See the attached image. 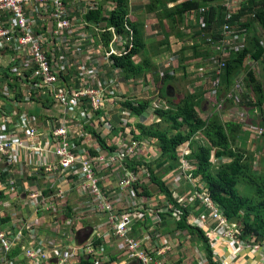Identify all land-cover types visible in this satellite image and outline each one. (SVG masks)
<instances>
[{"label":"built area","instance_id":"built-area-1","mask_svg":"<svg viewBox=\"0 0 264 264\" xmlns=\"http://www.w3.org/2000/svg\"><path fill=\"white\" fill-rule=\"evenodd\" d=\"M214 2L223 8V22L218 31L222 37L219 44L223 47L216 49L211 61L201 69L210 72L206 96L214 101L213 106L218 111L225 66L221 54L237 51L246 43L245 34L236 32L239 24L245 23L244 17L240 21L232 20L243 0L205 3L183 14L182 21H190L200 31ZM67 4L66 0H0V68L21 75L19 87L24 89L27 98L24 104L15 102L17 94L6 84L0 87V192L10 198L9 204L0 200V264H79L80 258L84 264H107L110 247L106 243L109 242L116 253L124 254L136 264H172L170 255L177 252L176 256L189 257L188 251L194 264H209L199 241L191 246L188 233L177 230L168 233L167 228L161 226L167 219L177 220L178 208L161 201V208L157 210L151 200L136 199L133 186L141 179L139 169L143 166L133 170L126 167L125 159L142 155L148 159L150 156L144 153L146 145L125 141L117 130L112 139L115 149L105 150L88 131L89 126L94 125L104 138L113 129L110 118L99 115L94 120V116L105 104L119 101L120 82L116 72L110 70L109 59L115 51H106L102 46L95 48L93 40L89 39L91 34L82 31L85 24L79 15H73ZM44 27L50 32L49 36L39 32ZM191 33L190 28L186 30L187 35ZM258 40L264 49V37L259 36ZM60 45L65 49L56 51L54 46ZM70 48L73 55L81 48H85L86 53L77 54L81 58L73 57L69 61L64 52H69ZM253 63L257 62L245 60L244 67H251ZM73 65L76 68L71 74L69 70ZM160 67L170 69L171 74L175 68L169 59L161 62ZM104 69L110 70L108 76L103 73ZM65 74L70 75L62 83L60 77ZM238 79L240 77L233 81L230 89L236 101L239 97L236 93L244 90L235 92L242 87ZM32 98L54 103L51 108H58L56 114L38 128L31 127L25 119ZM122 123L125 125V120ZM251 128L255 131H248L254 132V137L264 136V130L257 125ZM182 164L186 163L181 159ZM113 174L117 177L116 185L108 188ZM187 178L193 180L190 176ZM176 188L175 185L171 190L177 204L199 210L192 225L208 236L215 264H232L245 256L256 258L254 264H264V242L260 243L255 236L243 235V225L227 220L203 187L190 194H177ZM21 193L26 196L24 205ZM143 203L151 208L148 213L141 211ZM195 203L201 206L195 207ZM120 205L124 211L118 213ZM17 210L21 221L15 215ZM89 215H96L99 220L78 239L70 233V227L72 224L77 227L79 221ZM94 236L101 244L94 246ZM16 250L18 263L8 257Z\"/></svg>","mask_w":264,"mask_h":264},{"label":"trees","instance_id":"trees-1","mask_svg":"<svg viewBox=\"0 0 264 264\" xmlns=\"http://www.w3.org/2000/svg\"><path fill=\"white\" fill-rule=\"evenodd\" d=\"M66 1L68 3L67 7L75 16L76 7L69 4L70 0ZM71 1L74 2V0ZM147 1L141 10L154 19L155 29H160L162 40L159 45L163 46L164 51L167 52L166 57H168L169 53L168 38L170 36H173L177 41H181L183 37L187 36L190 38L191 46L189 48L188 46H183L180 48L179 54L173 57V60H177L175 62L176 65L174 64L176 68H174L173 72L177 71L182 77H185L188 69L187 63L191 59H198L206 67V64L211 61V54L216 53V49L221 50L223 47L219 44L222 37L218 33L219 30L217 31L223 21V8L218 7V2L212 3L210 12L205 16V27L197 32L192 25L190 30L195 29L194 32L189 35H183L180 28L183 13L196 10L205 3L211 5L210 2L214 0ZM82 2L83 5L85 4V11L79 15V18L85 24L82 31L91 34L89 39L93 40L95 48L102 46L104 50L106 49L112 38V32L109 30L111 28L114 29L116 34L124 37V42L117 45L119 47L118 51L112 53L109 58L111 60V68L117 70L121 75L119 82L120 84L122 83L123 88L127 86L126 82L131 79L137 80L138 83L144 84L145 87L150 86V83L147 82H150V78L152 79L151 81H155L161 86L174 79L170 69H161V63L156 66L151 62L150 56H148L144 19L138 18L134 22L130 21V0H83ZM168 4L172 5L168 6ZM242 17H244L245 23H240L236 32L246 34L247 44L237 51L232 50L224 56L221 54L220 59L225 62L221 74V89L223 93L230 90L235 78L245 69L246 59L252 62L264 61V49L258 40L259 36L264 37V0H243L239 11L233 15L232 20L240 21ZM39 32L47 36L50 34L46 27L40 28ZM193 33L198 37L200 36L201 40L196 41L195 37H191ZM130 37L132 40H129ZM54 47L56 51L65 49L63 45ZM206 47L210 50L213 49L212 53L207 51ZM96 50L98 51L99 49ZM186 51H191V59L185 53ZM85 53V48H81L74 55L71 48L69 52H64L69 61H72L73 57L81 58L76 55H84ZM109 74L110 70L107 71V75ZM67 77L61 76V82L65 83ZM20 79V74L0 68V87L6 84L13 94H17L15 102L24 104L27 98L24 96V89L19 87ZM244 81L249 88L247 87V92L243 91L241 93L239 104L246 108L247 111H249L247 108H254L258 115L264 116L262 109L264 91L260 80L252 72H247L245 73ZM170 86L171 84H168V87ZM166 88L163 90V87H161L158 95L159 100L162 102L160 104H164V109L151 108L150 102L147 101H138L132 104L129 100L118 98L119 101H124V103L112 102V112H124L137 120L135 128L132 126V121L123 126L121 117L118 118L116 124L110 117L113 129L109 135L104 138L100 137L93 128L94 125L92 127L89 126L90 129L88 131L103 149L111 151L115 149L112 139L118 133L117 130L124 137L126 129L131 127L133 128L129 133L131 141L141 142L149 140L150 144L154 146L155 154H150V157L146 160L143 158L144 155L137 159H125V165L133 170H138L139 167L143 166L146 173L144 175H148L150 179L149 185H145L142 179H139L137 184L133 186L136 191V199L139 200V197H144L147 200H151V202L156 199L155 207L157 210L161 208V201L178 208L180 214L177 220L167 219L161 223V226L163 228L166 227L168 233L176 230L188 233L191 240L199 241L208 263L215 264L211 259L208 236L205 235L203 230L192 225L198 209L192 213L190 212L192 208L189 209V206L181 207V205L177 204L172 198L174 192L168 186L167 181L163 180L167 173L179 166L178 148L188 145L190 152L185 156V159L192 164L190 170L192 177L198 176L196 185L205 188L210 199L218 205L227 220L243 225V235L255 236L256 239L260 240V243L264 242V172L254 170L251 166L252 164H250L254 157L250 154L245 157L243 150L236 145L237 138L239 139L242 131L241 124L239 125L234 121H224L217 108L213 104L210 106L209 101L204 99L209 90L208 86L205 89H198V92L193 89L178 100L168 98L165 95ZM249 93L253 97H248ZM53 105L54 103L38 102L32 98V104L27 108L25 119L29 121L31 127H40L46 120L50 119L48 115ZM107 106L108 103L105 104L103 110L96 113L94 120L98 119L97 116L99 115H105L104 111ZM11 107L16 108V105ZM204 109L205 112L203 111ZM19 110L21 111L22 108H19ZM149 110H151L153 121L150 124L149 122H144L146 120L144 118L145 113H148ZM199 112H204L207 117L201 118V113ZM33 118L35 119L34 122L32 121ZM99 123L101 125V122ZM262 123L264 124V117L262 118ZM212 157L218 159V161L213 162L211 160ZM223 158H229L230 160L225 161ZM261 161L264 163V157L261 158ZM182 181L186 182V180ZM182 181L179 184L180 187L183 184ZM173 185H176L175 182ZM190 186L192 187V185ZM196 206L197 203H195ZM150 210L151 208L145 204L143 209H141L143 213H148ZM121 211H124V207L120 205L117 212ZM160 214L161 216L166 215V213ZM67 217L69 218L70 216L67 215ZM138 225L136 224V226ZM73 229L74 226L72 224L70 233L75 235ZM93 241L94 246L101 244L100 239L95 236ZM188 242L192 243L190 240ZM17 253H19L17 250L13 251L8 257L15 259L17 262ZM84 263L80 258L79 264ZM130 264L136 263L131 262Z\"/></svg>","mask_w":264,"mask_h":264},{"label":"rangeland","instance_id":"rangeland-1","mask_svg":"<svg viewBox=\"0 0 264 264\" xmlns=\"http://www.w3.org/2000/svg\"><path fill=\"white\" fill-rule=\"evenodd\" d=\"M244 1H246V0H244ZM144 2L147 3L148 1L147 0H134L135 6H134V3L131 4V15L133 17L144 19L145 32H146V36H147V49L149 51L148 56H150L151 62L154 65L158 66V64H160L161 62H164L168 58L170 61L171 60L173 61V64L176 65L175 62L177 60L176 59L173 60V57H175L179 54L180 48H182L183 46H188V48L191 46L190 38L187 36V38L183 37V39H181V41H177L173 36H170V38H168V40H169V53H168V57H166L167 52L164 51L163 46L159 45V42L162 40V33L160 32V29H155V27H154L155 21H152L151 20L152 18L150 15H146L142 10L139 9V7H140L139 5H143ZM171 5L172 4H169L168 6H171ZM77 9H78V6L75 8V12H79ZM190 11H192V10H190ZM190 11H188V12H190ZM188 12H186V13H188ZM186 13H183V14H186ZM192 24L193 23H191L188 20L182 21L180 24V28L182 30L181 33L183 35H187L186 30H188L192 26ZM194 28L196 29L197 32H199L197 26H194ZM195 29H193L192 32H194ZM215 33H217V32H215ZM191 37H195L194 39L196 41L201 40V37L196 36V34H194V33L192 34ZM244 37H246V34L244 35ZM246 40H247V38H246ZM185 53H187V55H189L190 59H191V55H192L191 51H186ZM96 57L99 58L98 54ZM197 60L191 59L190 61H188V63H187L188 69H187V73H186L185 77H182L179 72L174 71L172 73V77L174 79L162 84V86L159 83H155V81H151L152 79L150 78L149 79L150 82L147 81L148 83H150L149 87H147V86L145 87L144 84H142V86H143L142 88H141V86H139V88H137V89L136 88H134L133 90L131 89L133 91L135 100L142 101V102H146V101L150 102L151 108H162V109H164L165 108L164 104H160L162 102L159 100V97H158L159 89L161 87H163V90H164L166 87L168 88V84H172V87H171L172 93H169V95L172 94V99H176V100L181 99L183 96L188 94V92L193 90V89L195 90V92H198L199 91L198 89H201V88L205 89V87L207 86L208 81H209L208 77L210 76V72L208 70L204 71L205 68L201 69L204 67V64L201 63L199 60L198 61ZM175 65H174V67L176 68ZM154 72L155 71L153 69V73ZM245 73H247V72H245ZM245 73L241 74L242 78L238 79V80H241L242 87L240 89H238V91L236 90L235 92H239L242 89H244L243 91L247 92L248 86H246V83L244 81ZM259 75L257 77H259ZM148 77H150V76H148ZM199 84H200V86H199ZM203 84H204V86H203ZM127 86L132 87L133 86L132 81H131V83L127 82ZM263 91H264V86H263ZM236 94L239 95L237 101L234 99L230 90H228V92H225V93L222 92V89L220 90V94H219V98H218L219 103L217 104L218 109H219L218 110L219 114L223 115L225 113L226 116H228L229 120L235 121V122H238L239 124H241L242 129L245 131L246 130L255 131L254 129L251 128V126H254V125L249 124V121H250L249 119H251L253 116H255L254 120L259 123V124H256L257 127H259V129L264 130V124L262 123V118L264 116L258 115L256 109H254V108H247L249 111H247L246 108H243L242 105L239 104V101L241 99V97H240L241 93L240 94L236 93ZM263 94H264V92H263ZM228 97H232V98L229 99ZM248 97L251 98V97H253V95L251 93H249ZM206 98L210 102V106H212L214 101L209 100L208 96L205 95L204 99H206ZM157 103H158V105H157ZM219 104H220V108H219ZM205 107H206V105H205ZM262 109H263V114H264V105H263ZM199 113H203V112H199ZM251 113H253V114H251ZM114 114H116V113H114ZM151 115H152L151 110L148 111V114L145 113V116H144V118H146V120L144 121L145 123L149 122V124H150L151 122H153ZM203 117L205 118V116H202V118ZM112 119H114V117ZM132 122H133L132 126L134 127L137 124V120L132 119ZM131 129H133V128H131ZM250 134H252V136L255 135L254 132H250ZM249 139H252L251 135L249 136ZM261 139H262V141L260 143L261 144L260 150L257 149L258 146L254 142V140H253V142H248L247 138H246V144L244 145V148L240 147V149L243 150V154L245 157L248 154H250L254 157L253 158L254 160L250 163V164H252L251 166L254 170L264 172V163H262V161H261V158L264 157V146H263L264 145V136L261 137ZM249 141H251V140H249ZM236 145H238L237 142H236ZM149 147H151V145ZM253 147H255V149ZM178 150H179V153L177 155L178 157L186 156L190 152L188 145L182 146V147L178 148ZM146 152L147 151H144V153H146ZM182 160L186 164H182L179 168H177L173 171L171 170L169 173H167L163 177V180H166L168 186L172 189L174 188V185H173L174 181L178 180L183 175H185L187 177L191 176L192 172H189L188 170L192 167V164H190L188 161H186V159H182ZM211 160L213 162L218 161V159H215L213 157L211 158ZM223 160L229 161L230 159L229 158H223ZM180 161H181V159H180ZM139 171H140L139 178L142 179V181L144 182L145 185H149L150 184L149 176L144 175L146 173L145 172L142 173L141 168L139 169ZM176 176H178V177L175 179ZM115 178H117L115 174H113V176L110 177L112 185H115ZM197 178H198V176L194 178V181ZM155 202H157L156 199L153 200V203H155ZM194 202H196V201H194ZM200 206H201V204L199 203L197 205V207H200ZM96 222H97L96 218L89 219V224H95ZM156 225L158 226V224H156ZM195 227H197V226L195 225ZM191 241H192L191 246H193V242H198L197 240L196 241L191 240ZM191 250L192 249H190V251ZM180 253H181V251H180ZM188 253H189V258L179 259V260H177L176 263H172V264H183V263L193 264L191 262L193 259V256L189 251H188ZM175 254L176 253H174V255ZM186 259H188V260L185 262ZM178 261H181V263ZM232 264H237V261H234V263H232Z\"/></svg>","mask_w":264,"mask_h":264},{"label":"crops","instance_id":"crops-1","mask_svg":"<svg viewBox=\"0 0 264 264\" xmlns=\"http://www.w3.org/2000/svg\"><path fill=\"white\" fill-rule=\"evenodd\" d=\"M83 0H74V2L73 1H71L70 0V2H69V4L70 5H76V6H78V11L79 12H76V14L75 15H80V13H82V12H84L85 11V4L83 5V2H82ZM134 3V0H130V5L131 4H133ZM146 3L144 2L143 3V5H145ZM110 5V4H109ZM143 5H139L140 7H139V9L141 10V8H142V6ZM169 5V4H168ZM134 6H135V3H134ZM143 11V10H142ZM129 19H130V21L131 22H134V21H136L138 18L137 17H133L131 14L129 15ZM152 21H154V19H151ZM223 22V21H222ZM221 25H222V23H221ZM50 29H51V27H50ZM110 30V32H112V38H111V40H110V42H109V44H108V46L106 47V49L105 50H107V51H109V50H113V51H115V53L118 51V49H119V47H117V45H118V43L120 44L121 42H124V37L123 36H120V35H118V34H116L115 33V31H114V29L113 28H111V29H109ZM219 30V28L217 29V31ZM155 32V31H154ZM170 38V37H169ZM187 38V37H186ZM183 39V38H182ZM247 41V40H246ZM247 44V42L245 43V45ZM244 45V46H245ZM206 49H207V51H211V53H212V51H213V49H209L208 47H206ZM77 53V52H76ZM212 55V54H211ZM210 55V56H211ZM247 60V59H246ZM264 61H262V62H257V63H255V65H254V63H253V65L251 66V67H245V69L244 70H242V72L235 78V79H237L238 77H240V78H242L241 77V74H243V73H245V72H252V74L254 75V76H256V78L258 79V80H260V82H261V87L263 88V86H264V63H263ZM75 68H76V66L75 65H73L72 67H71V70H69L70 72L69 73H72V72H74V70H75ZM249 68H250V70H249ZM103 69V68H102ZM111 71H114V72H116V77H117V81H119L120 80V78H121V75H120V73L117 71V70H113V69H110ZM206 70V69H205ZM107 71L108 70H103V73L106 75V76H108L107 75ZM260 74V75H259ZM259 75V77H257ZM64 77H67L68 75L67 74H65V75H63ZM131 81H132V84H133V86L132 87H129V86H126L125 88H123V86H122V83L121 84H119V86H120V88H119V92H118V97L120 98V99H125V100H129V102H132V104L133 103H135V102H138L137 100H135V97H134V94H133V89L134 88H139V86H141V88H142V84L141 83H138V81L137 80H134V79H131V80H128L127 82L129 83H131ZM126 82V83H127ZM172 87V84H171V86H170V88ZM132 89V90H131ZM172 89V88H171ZM126 91H127V94H126ZM128 92H130V93H128ZM118 104L119 103H124V101H116ZM116 102H114V103H116ZM111 105H112V101L111 102H109L108 103V106L105 108V111H104V114H105V116H107L108 118H110V117H114V119H112L113 120V122L116 124V122H117V120H118V118L119 117H121V119L122 120H125V125L127 124V123H129L130 121H132V119L133 118H131L130 117V115H127V116H123V114H124V112L123 113H120V112H117L116 114H114V112H112V109H111ZM157 105H158V103H157ZM117 108H118V106H117ZM210 109V108H209ZM58 111V108H56V109H51L50 110V112H49V115L48 116H54L55 114H56V112ZM204 112H205V110H203ZM201 113V115L202 116H205V117H207V115L205 114V113ZM126 114V113H125ZM148 114V113H147ZM204 114V115H203ZM112 115V116H111ZM221 115V117H222V119L224 120V121H226V122H230L231 120H229L228 119V116H226V114L224 113L223 115L222 114H220ZM202 116H201V118H202ZM204 118V117H203ZM255 118H251L250 119V121L251 122H249V124L250 125H254V124H259L257 121H255L254 120ZM257 120V119H256ZM235 122V121H234ZM237 124H239L238 122H236ZM121 124L123 125V123L121 122ZM240 125V124H239ZM124 126V125H123ZM241 126V125H240ZM255 126V125H254ZM242 127V126H241ZM132 130L131 129V127H129V128H127L126 129V135H123L124 137H123V139H125V141H130V138H131V136H130V134L128 133V130ZM242 129V128H241ZM89 130V129H88ZM251 135V137H252V139H249V136ZM246 138L248 139V142H253V140H254V142L257 144V149L258 150H260V143H261V141H262V139H257L256 137H254V136H252V134H250V132L248 131V130H243L242 129V131H241V133H240V137H239V139L237 138V143H238V147L240 148V147H242V148H244V145L246 144ZM249 140H251V141H249ZM259 140V141H258ZM141 143H143L144 145H148V146H150L151 145V148H153V145L152 144H150V142H149V140H143V141H141ZM109 145V144H108ZM264 146V145H263ZM254 149H255V147H253ZM253 150V149H252ZM253 152V151H252ZM127 167V166H126ZM142 169H144V171H145V168L144 167H142ZM11 174H14V173H11ZM198 179V178H197ZM115 185H116V182H115ZM115 185H112L111 184V182H110V184H109V186H108V188H113V187H115ZM178 186H180L179 184H177ZM190 185H192L193 186V182H190ZM190 185H185V186H182V188L181 187H179V191L180 192H183V190H187V189H189L191 186ZM204 188V187H203ZM205 189V188H204ZM208 193V192H207ZM21 201H22V204L24 205L25 204V201H26V196H25V194L24 193H21ZM0 200L1 201H3V202H5V203H8L9 204V200H10V198H9V195H7V194H5L4 192H0ZM72 202L73 203H75L76 201H75V199L74 200H72ZM28 212V210L27 209H25L24 210V213L26 214ZM15 215L17 216V219H18V221H21V216H20V211H18L17 210V212L15 213ZM92 218H96L97 220H99V217L98 216H96V215H89V217H85L82 221H79V225L77 226V227H74V232H75V235L78 237V239H80L81 238V235L83 234V233H88L89 232V230L88 229H90L91 227H93L94 225H92V224H89V219H92ZM202 230V229H201ZM89 235V234H88ZM88 235H86V237H88ZM106 245L107 246H109L110 248H109V250H108V254H107V256H108V263L107 264H130L131 262L126 258V256L124 255V254H122V253H116L115 251H114V246H113V244L111 243V242H109V243H106ZM182 256H176V255H174V254H172V255H170L169 256V259H171V261L174 263L175 262V260H179V259H183V258H189V257H182ZM188 259H186L185 260V262L187 261ZM257 259L256 258H254V257H252V256H245V258H240L239 260H238V262L237 263H240V264H254V262L256 261ZM182 261V260H181ZM181 261H178V262H180L181 263ZM192 262V261H191ZM193 263V262H192ZM183 264H185V263H183ZM194 264V263H193Z\"/></svg>","mask_w":264,"mask_h":264},{"label":"clouds","instance_id":"clouds-1","mask_svg":"<svg viewBox=\"0 0 264 264\" xmlns=\"http://www.w3.org/2000/svg\"><path fill=\"white\" fill-rule=\"evenodd\" d=\"M205 100H207V99H205ZM208 101V100H207ZM210 103V102H209ZM207 105H208V103H207ZM209 106V105H208ZM219 112V111H218ZM145 149H146V151H147V153H148V156H150V154H155V149H154V146H153V148H151V147H149L148 145H146V147H145ZM178 153H179V150H178ZM178 155V154H177ZM178 159H179V166H177L176 167V169L177 168H179L180 167V165H181V161H180V159H185V156H180V157H178ZM186 161H188L187 159H186ZM190 170H191V168L188 170L189 172H190ZM182 176V175H181ZM191 177V179H193L192 181L191 180H189L187 177H185V175H183L177 182H176V186H177V188H176V193L177 194H187V193H191V192H194L195 190H198L199 188H198V186L196 185V180L197 179H195V181H194V177H192V175L190 176ZM182 180H186V182L185 181H182ZM183 182V184L181 185V188H182V186H185V185H189L190 184V182H193V186L192 187H190L189 189H187V190H183V192H180L179 191V187L180 186H178L177 184H180V182ZM187 182H188V184H187ZM173 191V190H172ZM188 206H190V205H188ZM197 207V206H196ZM190 208V207H189ZM193 211V210H192ZM199 211V210H198ZM191 212V211H190ZM198 213V212H197ZM97 222H98V220H97ZM96 222V223H97ZM92 225H94V224H92ZM195 227V226H194ZM86 238V237H85ZM191 241V240H190ZM178 253L176 252V254L175 255H177Z\"/></svg>","mask_w":264,"mask_h":264},{"label":"water","instance_id":"water-1","mask_svg":"<svg viewBox=\"0 0 264 264\" xmlns=\"http://www.w3.org/2000/svg\"><path fill=\"white\" fill-rule=\"evenodd\" d=\"M169 93H172V89H171L170 87L166 88L165 95H166L168 98H172V94L169 95Z\"/></svg>","mask_w":264,"mask_h":264}]
</instances>
